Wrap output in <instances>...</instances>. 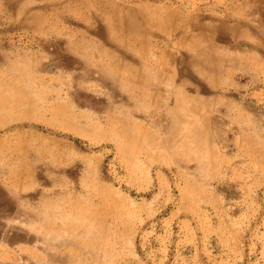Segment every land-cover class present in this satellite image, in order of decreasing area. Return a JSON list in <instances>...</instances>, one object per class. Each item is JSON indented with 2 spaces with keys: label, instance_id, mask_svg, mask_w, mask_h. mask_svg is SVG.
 <instances>
[{
  "label": "rangeland",
  "instance_id": "obj_1",
  "mask_svg": "<svg viewBox=\"0 0 264 264\" xmlns=\"http://www.w3.org/2000/svg\"><path fill=\"white\" fill-rule=\"evenodd\" d=\"M0 264H264V0H0Z\"/></svg>",
  "mask_w": 264,
  "mask_h": 264
}]
</instances>
